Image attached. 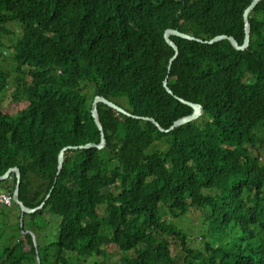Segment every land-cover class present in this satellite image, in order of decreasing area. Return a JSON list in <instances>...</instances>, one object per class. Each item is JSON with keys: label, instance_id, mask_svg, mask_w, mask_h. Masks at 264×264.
<instances>
[{"label": "trees", "instance_id": "trees-1", "mask_svg": "<svg viewBox=\"0 0 264 264\" xmlns=\"http://www.w3.org/2000/svg\"><path fill=\"white\" fill-rule=\"evenodd\" d=\"M251 2L0 0V176L18 167L21 202L45 201L0 237V264H38L30 232L39 264H107L109 246L131 253L120 264H264V0L244 51L171 37L168 72L164 39L242 45ZM97 95L164 129L192 114L176 97L204 114L165 133L100 103L105 148L66 151L57 176L64 147L100 142ZM189 217L198 238L178 223Z\"/></svg>", "mask_w": 264, "mask_h": 264}, {"label": "water", "instance_id": "water-1", "mask_svg": "<svg viewBox=\"0 0 264 264\" xmlns=\"http://www.w3.org/2000/svg\"><path fill=\"white\" fill-rule=\"evenodd\" d=\"M261 1L262 0H252L251 4L245 9V11L243 13L245 37H244L242 45H240L235 38L229 37L227 35H219V36H215L214 38L209 39V40H203V39L195 38L191 35L182 33L178 30L167 29L164 32V39H165V42L174 50V55L172 56V58L170 59L169 64H168V72L171 69L172 63L174 62V60L177 58V56L179 54L178 46L175 44V42L173 40H171V37H179V38L186 39L189 41H196L198 43H204V44H214V43H217V42H220L223 40H228L235 50H237V51L246 50L248 48L249 42H250L249 15L255 9L257 4ZM163 87L167 91L168 94H172V90L168 86L167 78L163 81ZM176 99H178L183 104L189 106L192 109V114L185 116V117H182V118H179L168 129H164L153 118L139 117L136 115H132L129 112H127L126 110H124L123 108H121L120 106H118L117 104H115L114 102L106 99L105 97L99 96V95L95 96L92 103H91V115H92V118H93L98 130L100 131V142L99 143H87L85 145H79V146H66V147H64L58 154L57 176L59 175L60 171L63 168L64 157H65L66 151L71 150V149H91V148L103 150L105 148L106 139H105V133L103 130V126H102L100 118H99V113H98V108H97L98 104H100V103L105 104V105L109 106L110 108L116 110L117 112H120V113L127 115V116H132L135 119H141V118L147 119V120L151 121L153 124H155V126H157L161 132L167 133V132L173 131L174 129L179 128L185 124H188L190 122L198 120L204 114L203 107L200 104L191 103V102L185 101V100L178 98V97H176ZM11 174H15V177H16V184H15V188L11 194V198H12V202L14 204H16L20 209L21 226H22L23 215L24 214H32V213L37 212L38 210L42 209L44 204H45V201H43L39 206H37L35 208L26 207L23 204V202H21V200L19 199V188H20V183H21V176H20V171H19L18 167L9 168L4 174H2L0 176V182L9 178V176ZM49 196L50 195H47L46 200L49 198ZM30 234L32 236V240H33L34 246L36 248V252H37L36 259H37L38 264H39L40 259H39V255H38V251H37L36 237L32 232H30Z\"/></svg>", "mask_w": 264, "mask_h": 264}, {"label": "rangeland", "instance_id": "rangeland-1", "mask_svg": "<svg viewBox=\"0 0 264 264\" xmlns=\"http://www.w3.org/2000/svg\"><path fill=\"white\" fill-rule=\"evenodd\" d=\"M15 32H18L17 29H12ZM3 55L4 56H8L9 55V51L8 50H4L3 51ZM259 135L264 136V134H262L261 132H258ZM264 159V156H263ZM2 192H7V190H0ZM20 216V219H19ZM49 217L46 216V219H48ZM179 225L181 227H183V229L186 232H189L191 237H197L198 238V233H196V231H193L194 228V224L195 221L193 220V218H186L184 220H182L181 222L178 221ZM20 226H21V214L19 213L18 209L16 207H6V206H2L0 205V237H2L4 240H8L10 238L12 239H16L18 237V233L20 231ZM52 227H54V225L52 224ZM50 237H47V240L49 241ZM195 246L199 245V242H195L194 243ZM107 253V258L104 260L107 264H120V259L122 257H125L127 255H130L131 253H123L122 251H120L116 246H109L108 249L106 250ZM73 253H67L66 257L69 260V264H89V262H85V260L83 259H77V258H73L70 257ZM127 254V255H126ZM38 262V261H37ZM93 260H90V263H92ZM103 262V261H102ZM95 264V262L93 263Z\"/></svg>", "mask_w": 264, "mask_h": 264}, {"label": "built area", "instance_id": "built-area-1", "mask_svg": "<svg viewBox=\"0 0 264 264\" xmlns=\"http://www.w3.org/2000/svg\"><path fill=\"white\" fill-rule=\"evenodd\" d=\"M12 203L13 202H12L11 194L8 192L0 191V204H4L6 206H11Z\"/></svg>", "mask_w": 264, "mask_h": 264}, {"label": "clouds", "instance_id": "clouds-1", "mask_svg": "<svg viewBox=\"0 0 264 264\" xmlns=\"http://www.w3.org/2000/svg\"><path fill=\"white\" fill-rule=\"evenodd\" d=\"M2 53H3V51H2Z\"/></svg>", "mask_w": 264, "mask_h": 264}]
</instances>
